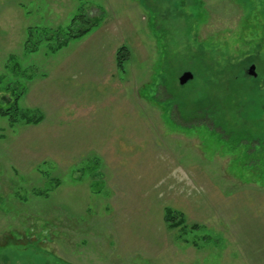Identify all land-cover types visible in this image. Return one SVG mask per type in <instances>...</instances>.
Instances as JSON below:
<instances>
[{
  "label": "rangeland",
  "instance_id": "1",
  "mask_svg": "<svg viewBox=\"0 0 264 264\" xmlns=\"http://www.w3.org/2000/svg\"><path fill=\"white\" fill-rule=\"evenodd\" d=\"M15 100L0 264H264V0H0Z\"/></svg>",
  "mask_w": 264,
  "mask_h": 264
},
{
  "label": "trees",
  "instance_id": "2",
  "mask_svg": "<svg viewBox=\"0 0 264 264\" xmlns=\"http://www.w3.org/2000/svg\"><path fill=\"white\" fill-rule=\"evenodd\" d=\"M84 18H85V15L80 14V15H78V17L74 18V21H76V20L80 21L81 20V22H83L82 24H84V23H86L84 21ZM96 24H97V20L93 21V22H88V25L85 28H82L79 32L72 33L70 35L68 34V37L66 39L58 41V43L56 45V48H60V47L64 46L65 44H67L68 40L70 38L72 39V38H77V37L84 36L85 34H87L92 29V27L96 26ZM30 32H32V30ZM120 52H122V49L119 50V54H120ZM120 58L121 57L119 56L118 57V59H119L118 60V65H119V67H122ZM17 102L18 101L15 100L13 102L12 106L7 107V108L1 107L0 108V116L9 117L12 122H16L20 118L21 119H26L27 121H31V119L28 118L26 113H23V112L20 111V109H18V103ZM173 214H175V213L172 212L171 210L168 211V214H167V217L169 216V218L167 219L168 221H172L173 222V219H171V217H170ZM171 225H174V223H171Z\"/></svg>",
  "mask_w": 264,
  "mask_h": 264
},
{
  "label": "water",
  "instance_id": "3",
  "mask_svg": "<svg viewBox=\"0 0 264 264\" xmlns=\"http://www.w3.org/2000/svg\"><path fill=\"white\" fill-rule=\"evenodd\" d=\"M255 65H252L249 69V74L252 76H257V73L255 71ZM194 78V75L191 71H186L184 72L180 78H179V82L180 84H186L187 82H189L190 80H192Z\"/></svg>",
  "mask_w": 264,
  "mask_h": 264
}]
</instances>
